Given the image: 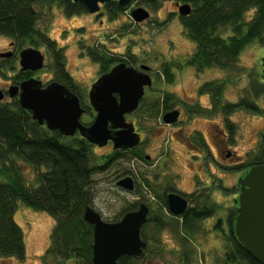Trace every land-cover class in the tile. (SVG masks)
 <instances>
[{
    "label": "rangeland",
    "instance_id": "1",
    "mask_svg": "<svg viewBox=\"0 0 264 264\" xmlns=\"http://www.w3.org/2000/svg\"><path fill=\"white\" fill-rule=\"evenodd\" d=\"M178 2L182 4L187 1L159 0L158 5L152 7L142 0H133L117 18L111 19L102 4L104 10L98 13L66 15L58 1L39 0L37 26L54 39L58 47H62L65 66L79 84L78 90L86 105H89L88 92L91 85L101 74V65L92 59L88 49H95L117 60L127 59L130 65L137 68L141 63L150 64L158 70L171 67L173 79L165 85V89L174 95L196 96L197 86L210 80L225 83L222 94L224 103L236 102L246 96V90L262 80L264 41L253 40L247 43L227 68L212 66L197 72L186 63L195 49V43L183 30L176 4ZM139 6L146 8L150 17L138 23L133 20L131 11ZM253 14L254 9L249 10L246 19H251ZM12 40L0 34V50L7 49ZM29 46L40 49L45 55L44 66L32 75L44 81L56 80L52 58L47 49L42 44L33 45L29 39H16L17 53ZM0 67L3 68L0 88L7 90L15 83V74L16 83L18 81L19 54L16 70L11 69V63L2 59ZM14 98L17 97L7 94L2 101L9 102ZM256 101L264 106V95L257 97ZM200 102L209 105L207 95H201ZM156 109L152 116L143 113L145 116H141L140 124H146L149 128L145 150L153 159L161 158L159 163L163 161L167 167L162 166L157 175L151 171L153 167L150 161L134 158L128 152L114 154L102 172L93 174L90 206L107 221L119 220L130 204L136 201L150 203L153 212L163 216V226L149 223L145 227L148 243L145 254L126 264H224V253L228 248L225 233L228 231L227 218L234 209V200L239 193L236 187L238 179L251 157L257 154V141L264 131V114L245 108L231 111L229 117L234 121L235 139L228 144L230 157L211 144L213 152H209L203 162L197 150L188 149L179 140V135L172 134L173 126L159 122L158 113L161 109L159 106ZM81 119L84 120L85 116ZM195 125L197 128H205L214 141L215 136L220 135L219 130L224 127L223 117L218 114L211 119L196 118ZM89 151L91 162L97 164H103L107 155H112L110 146L92 145ZM188 154H191L190 159ZM16 162L25 182L34 184L33 167L21 158L16 159ZM130 170L139 173L140 189L137 192L116 185V181ZM176 172L180 173L176 185L185 189L194 186L193 174L196 172L197 178L202 181L198 179L197 182L198 205L203 204L208 195L207 204L215 207L212 216L193 221L191 230L183 226L181 217L173 216L163 202L164 178H173ZM142 176L152 179L153 188L142 183ZM15 219L23 229L26 252L23 258L0 257V264H80L74 257L64 259L47 254L55 225V219L49 213L18 200ZM217 219H221L220 224H215Z\"/></svg>",
    "mask_w": 264,
    "mask_h": 264
},
{
    "label": "trees",
    "instance_id": "2",
    "mask_svg": "<svg viewBox=\"0 0 264 264\" xmlns=\"http://www.w3.org/2000/svg\"><path fill=\"white\" fill-rule=\"evenodd\" d=\"M38 1L0 0V34L18 40L29 39L33 45L42 44L52 58L56 80L80 95L79 86L65 66L62 47H58L57 42L37 26ZM51 1H58L66 15L88 12L80 1ZM142 1L152 7L159 3V0ZM184 1L191 5L192 10L188 15H180V19L184 32L195 43L187 63L198 71L212 66L227 68L247 43L264 41V0ZM103 6L111 19L117 18L125 10L117 0L107 1ZM251 9H254V14L247 20L246 13ZM88 53L101 65V73L108 71L116 62L123 61L102 55L95 49H88ZM162 72L168 81H172L171 67H164ZM30 75L31 71H20L18 81ZM262 80L255 82L246 90V96L236 102H223L225 83L209 80L203 88L212 90L214 110L224 103L222 107L228 113L245 108L264 114V107L256 102L257 97L264 95ZM91 146L79 133L63 136L58 130L51 131L45 125H40L17 98L9 102L0 101V257L23 258L25 255L24 232L15 219L17 201L22 200L35 209L46 211L55 219L47 254L64 259L74 257L80 264H94L93 226L83 217L86 207L91 204L93 174L102 172L114 154L122 152H113L107 155L103 164H97L91 162ZM263 154L264 133L257 154L251 157L247 166L259 163ZM18 158L33 167L34 184L25 182L16 162ZM207 197L203 204L198 205L197 202L179 216L183 226L191 230L193 221L213 215L215 207L207 204ZM163 202L167 208V202ZM135 205L137 201L131 203L126 211L134 209ZM236 211L234 207L227 218L228 231L225 233L228 248L224 253V264H261L234 237L232 218ZM149 223L161 227L164 225L163 216L153 213L152 220L143 224L141 235L144 239V230ZM137 257L140 256L126 255L119 258V262L126 264Z\"/></svg>",
    "mask_w": 264,
    "mask_h": 264
},
{
    "label": "water",
    "instance_id": "3",
    "mask_svg": "<svg viewBox=\"0 0 264 264\" xmlns=\"http://www.w3.org/2000/svg\"><path fill=\"white\" fill-rule=\"evenodd\" d=\"M74 1L82 2L88 12L95 13L100 10V3L110 0ZM117 1L126 7L133 0ZM177 6L180 15H188L192 10L187 2L177 3ZM131 15L139 23L148 19L150 12L139 6L132 9ZM1 55L9 56L8 53ZM44 60V53L36 47L29 46L19 52L21 71H37L44 66ZM262 64L264 81V55ZM149 68L142 65V70H139L121 61L101 74L88 92L89 104L97 112L89 124L81 121L86 109L79 96L57 80L44 84L41 79L29 76L16 85H10L7 91L10 97L16 96L20 105L31 112L34 120L51 131L58 130L63 136L79 133L98 146H104L110 140L114 149L133 148L139 144L140 135L135 132L133 123L126 121L125 114L137 108L144 86L151 84L150 75L144 71ZM4 97L5 92L0 88V101ZM177 114L175 110L166 112L164 121H175ZM116 185L125 190L134 189L129 176L118 179ZM237 186L239 193L234 200L237 211L232 218L234 237L243 249L264 264V154L259 163L241 174ZM167 206L173 215H182L187 209V200L179 193H169ZM148 213V205L141 202L136 210L126 211L119 220L107 221L100 212L87 206L83 217L93 226V263L120 264L119 258L123 256H143L148 243L141 235V228L148 221Z\"/></svg>",
    "mask_w": 264,
    "mask_h": 264
},
{
    "label": "flooded vegetation",
    "instance_id": "4",
    "mask_svg": "<svg viewBox=\"0 0 264 264\" xmlns=\"http://www.w3.org/2000/svg\"><path fill=\"white\" fill-rule=\"evenodd\" d=\"M104 3H100V10H104L101 8V4L103 6ZM178 3L181 4L180 2H178ZM99 11H97L95 13H98ZM8 46L9 47L7 49L0 50V59L11 63V65H12L11 69L16 70V58L19 54V52L17 53V51H16V38H14L12 41H10L8 43ZM4 53H8L9 56H2L1 54H4ZM123 62H125L127 65H130V62H128L127 59H125ZM142 65H147L150 67L148 70H144V71L150 75L151 84L144 86V92H143L142 97L139 99V103H138L137 108L135 110H133L132 112L125 114L126 121L133 123L135 132H137L140 135V142H139V144H137L133 148H126V149H123V148L114 149L113 142L110 140L104 146H110L111 153H113V152H128L129 154L134 155L133 156L134 158H140V159H143L144 161H150L151 162L150 165L153 167V169H151V171L155 172L157 175L160 174L161 167L162 166L167 167L166 163H164L163 161H161L159 163V159H161V158L153 159V157L145 150V146L147 145L146 144L147 136H148L147 132L149 131V128L146 127V124H144V125L142 123L140 124L141 116H145V115H149V114H150V116H152V114H154L153 112H155L157 110L156 108L159 106V108L161 109V112L158 113L159 114V122L162 125L173 126L174 129H173L172 134H174L175 136L179 135L181 138L179 140L188 149L197 150L199 152V156L201 157L203 162L205 161L206 156L209 155V152H213L212 148H211V144H214L216 146V149L221 151L226 156L230 157L231 152H230L228 144L232 143L235 139L234 121L229 117L232 113H228V111L223 109L222 106H224V103H222V105L219 109L214 110L212 90H205L203 88L205 83L208 82L209 80H206L197 86L196 96L190 97L187 95L185 96V94H184V96H180V95H176V94L174 95L172 92H168L165 89V85L169 84L170 81H168L166 79L164 73L162 72L164 67L158 70V69H154L152 67V65L145 64V63H141L139 68H137L133 65H130V66L135 67L136 69L142 70L141 69ZM187 65L193 67L195 69V71H197V72H201V71H204L206 69V68H203L202 70L198 71L194 66H192L188 63H187ZM182 66H185V65H182ZM111 68H109L108 70H110ZM207 68H210V67H207ZM19 71H21V70H19ZM31 72L33 74L36 71H31ZM103 73H105V72H103ZM103 73H101V74H103ZM30 76H34V75H30ZM97 78L95 80H97ZM52 80L53 79H51L49 81L48 80L47 81L42 80V81L44 84H47L48 82H50ZM166 81H168V82H166ZM18 83H19V81L16 83V74H15V83L13 85H16ZM77 85H79V84H77ZM7 90H4L5 96L8 94ZM201 95H207L209 105L208 104L203 105L200 102V96ZM78 96L80 98L82 106L86 109V112L82 114V116L83 115L85 116V119L84 120L81 119V121L85 124H89L94 120L97 112L90 106V104L86 105L83 103V101L81 99V94ZM116 96H118V95H116ZM167 97H168V100H167ZM149 99H153V100L149 101ZM260 106L264 107L262 105H260ZM172 110H175L178 112L177 117H176L175 121H173L171 123H166L164 121V118H163L164 114L166 112L172 111ZM218 114H221L223 117L224 127L219 130L220 135L215 136V140L213 141L211 139V137L208 135V133L206 132L205 128L201 129V128L195 127L196 126L195 121H196V118L211 119L212 117L217 116ZM212 124H214V123H212ZM192 125H194V126L192 127ZM217 125L218 124H216V126ZM109 127H111L110 123H109ZM115 129H119V128H114V130ZM222 129H226V131L223 132ZM263 133H264V131H262L260 133V137L257 141V148L260 145L261 137H262ZM168 141L169 140H167V142ZM90 144H92V143H90ZM92 145H96V144H92ZM188 155H189V159H190L191 154H188ZM199 156H196V158ZM190 167H191V165H190ZM249 167H250V165L247 166L244 169V171L246 169H248ZM195 173L196 172H194V174H193L194 186H192L191 188H188V189H185L183 187H178L176 185V182H177L176 179L179 178V176H180L179 172H176L174 174L173 178L170 176L164 178V181H163L164 186H163V194H162L163 201L167 202V196L169 193H179L186 198L187 209L189 207H194L198 201L197 200V194H198L197 182L199 179V178H197L198 176ZM164 174H168V173H164ZM125 176H129L132 178V181L134 183V189L131 191H135V192L139 191V189H140L139 173L136 171L130 170L123 177H125ZM120 178H122V177H120ZM140 180L142 181L143 184H147L148 186L153 188L154 183L152 182L151 178L149 179L147 177L142 176ZM199 181H201V180L199 179ZM148 186H146V187H148ZM236 187L239 191V188L237 185H236ZM132 203H135V202H132ZM140 203L141 202L137 201V205H135L134 209H131V210H136L139 207ZM192 203H194V204H192ZM146 204L149 207L148 221L147 222H150L153 218L154 212H153V208L150 206V203H146ZM173 216H176V215H173ZM219 220H221V219H217L215 224H217Z\"/></svg>",
    "mask_w": 264,
    "mask_h": 264
}]
</instances>
